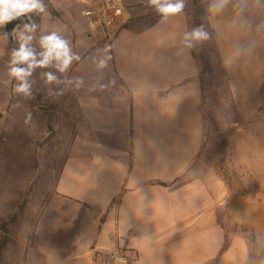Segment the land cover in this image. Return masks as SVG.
I'll return each instance as SVG.
<instances>
[{"label":"crops","instance_id":"obj_1","mask_svg":"<svg viewBox=\"0 0 264 264\" xmlns=\"http://www.w3.org/2000/svg\"><path fill=\"white\" fill-rule=\"evenodd\" d=\"M97 1L43 0L46 11L29 14L37 25L32 46L43 51L39 37L55 31L80 59L64 73L53 61L28 78L67 94L77 118L24 264L264 261V194L233 196L223 168L208 156L199 64L182 43L190 31L186 11L144 24L157 13L147 0H122L128 22L107 41L81 14ZM201 1L237 118L232 156L264 190V23L254 19L257 0H227L211 11L219 0ZM259 11L264 15V6ZM12 49L0 32V136L17 94ZM46 72L60 82L46 83ZM239 229L252 233L253 247Z\"/></svg>","mask_w":264,"mask_h":264},{"label":"rangeland","instance_id":"obj_2","mask_svg":"<svg viewBox=\"0 0 264 264\" xmlns=\"http://www.w3.org/2000/svg\"><path fill=\"white\" fill-rule=\"evenodd\" d=\"M255 2L258 5H255L254 19L264 23V15L258 12L264 1ZM185 7L194 9L191 0H186ZM190 14L194 11L191 10ZM157 15L155 13L144 24L153 21ZM31 22L36 24L35 19ZM200 26L208 32L204 22ZM200 26L194 22L192 28ZM22 30L23 26L15 29V45L8 42L11 48L19 47L18 34ZM0 32L5 35L3 28ZM30 46L37 53L42 52L37 44ZM192 49L201 68L208 156L223 168V178L233 196L260 200L264 190L232 156L234 152L229 138L237 118L215 36L210 34L209 40L197 43ZM30 86V96L17 92L14 97L0 144V224L5 225L4 231L0 229V264H24L36 225L54 193L55 182L75 132L77 114L72 99L52 86L45 87L44 83ZM239 232L247 238L250 247L256 244L252 233L241 229ZM102 257V261L107 260ZM251 260L252 264H264L256 256Z\"/></svg>","mask_w":264,"mask_h":264},{"label":"clouds","instance_id":"obj_3","mask_svg":"<svg viewBox=\"0 0 264 264\" xmlns=\"http://www.w3.org/2000/svg\"><path fill=\"white\" fill-rule=\"evenodd\" d=\"M227 0H219V3L213 2L209 5V10L222 7ZM149 7L153 8L163 19H167L170 15H176L183 12L186 6V0H147ZM46 6L43 0H0V26L24 16H28L30 20L31 13H44ZM37 25L34 22L25 23L23 30L19 32V40L21 41L18 48H14L11 52L9 75L20 81L16 87V91L30 96V84L28 78L32 75L35 68H45L52 65L55 61V67L59 72H66L72 65L74 60H79L78 54L72 50L70 42L53 31L47 35L39 37L42 52L37 53L30 46V42L34 39L31 33H35ZM15 31V29H14ZM210 39V34L203 26L186 31L183 34V45L189 49L194 48L197 43ZM37 55L41 58L38 60ZM19 65H27L20 67ZM104 62L101 61V65ZM46 77V83L60 81L57 76L51 72L42 73ZM79 79V78H77Z\"/></svg>","mask_w":264,"mask_h":264},{"label":"built area","instance_id":"obj_4","mask_svg":"<svg viewBox=\"0 0 264 264\" xmlns=\"http://www.w3.org/2000/svg\"><path fill=\"white\" fill-rule=\"evenodd\" d=\"M125 12L122 0H98L81 14L87 19L92 33L109 41L127 24Z\"/></svg>","mask_w":264,"mask_h":264},{"label":"trees","instance_id":"obj_5","mask_svg":"<svg viewBox=\"0 0 264 264\" xmlns=\"http://www.w3.org/2000/svg\"><path fill=\"white\" fill-rule=\"evenodd\" d=\"M191 6L194 8V9H189V8H184V10L186 11L187 13V16H188V20H189V25H190V31L193 30V23L197 22L198 25L200 26L201 22H204L205 24V28L208 30V32L211 34V35H214L212 29L210 28L209 24H208V15H207V11L202 3L201 0H191ZM194 11V14H190V11ZM193 50V49H192ZM193 55L195 56V59L197 60L198 64H199V60L197 58V56L195 55V52L193 51ZM199 74L201 76V68H200V64H199ZM3 135H4V129L1 133V136H0V144H1V141L3 139ZM0 229L1 230H5V225L4 224H0ZM6 241V237L3 239V243ZM1 246H2V243L0 244V254H1Z\"/></svg>","mask_w":264,"mask_h":264},{"label":"water","instance_id":"obj_6","mask_svg":"<svg viewBox=\"0 0 264 264\" xmlns=\"http://www.w3.org/2000/svg\"><path fill=\"white\" fill-rule=\"evenodd\" d=\"M25 23H29V17L24 16L17 18L6 25H4L3 29L6 35V38L8 42L13 46L15 45L14 43V29H16L19 26H23Z\"/></svg>","mask_w":264,"mask_h":264}]
</instances>
